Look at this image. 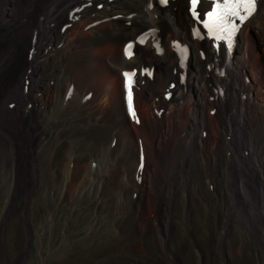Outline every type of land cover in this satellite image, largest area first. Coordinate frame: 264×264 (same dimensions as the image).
I'll use <instances>...</instances> for the list:
<instances>
[{
  "label": "bare ground",
  "instance_id": "bare-ground-1",
  "mask_svg": "<svg viewBox=\"0 0 264 264\" xmlns=\"http://www.w3.org/2000/svg\"><path fill=\"white\" fill-rule=\"evenodd\" d=\"M234 39L231 54L208 40L187 0H0V162H14L11 188L19 192L25 182L21 196L36 188L54 208L67 207L71 176L80 182L76 205L93 195L112 208L101 234L119 252L151 238L175 264H264L241 232L255 194H264V0H255ZM179 40L189 48L184 84L173 51ZM130 41L135 54L124 57ZM154 43L163 46L159 57ZM152 67L158 74L149 78ZM132 70L147 110L138 125L124 104L123 79ZM210 110L219 120L215 147L229 146L225 156L206 154ZM245 133L254 162H238L235 145ZM105 178L111 192L102 189ZM224 189L240 197L227 231V206L217 198ZM150 197L157 216L144 220L137 237L122 231L127 214L140 213Z\"/></svg>",
  "mask_w": 264,
  "mask_h": 264
},
{
  "label": "rangeland",
  "instance_id": "rangeland-1",
  "mask_svg": "<svg viewBox=\"0 0 264 264\" xmlns=\"http://www.w3.org/2000/svg\"><path fill=\"white\" fill-rule=\"evenodd\" d=\"M179 42L181 41L179 40ZM181 43L183 44V42ZM256 54L257 52L254 51L251 53V57L255 58ZM155 56L159 57L160 55L155 53ZM151 69H153L152 76H156L157 69ZM95 78L97 79L98 75ZM178 79L181 80L180 76ZM180 80L178 81L184 84L186 79ZM118 85L119 78L117 77L111 87V92L115 91ZM35 90L34 87H28L29 92ZM137 92L136 90L134 115L136 113L138 115L128 119L138 125L142 117H146L147 110L143 104L145 99L142 100ZM163 92L164 101L168 103L171 94L166 93L165 90ZM167 94H170V97L165 98ZM42 96L43 91L41 92ZM187 108H189L188 100L180 105V113L187 112ZM155 112L158 115L161 114L158 111ZM31 113L33 123L37 124L36 114L33 111ZM214 113L213 110L209 111L210 126L213 129H208L204 138L202 137V141L205 140L211 146L206 151L210 158L214 157L216 153L225 156L229 149L226 144L219 148L215 147L218 144L215 127L219 124V120ZM179 122L182 125V121ZM37 126L40 129L38 124ZM235 147L241 151L238 162H254L253 148L248 147L246 133L244 142L239 141V145H235ZM13 164L14 162H0V264H175L168 251L151 238L138 240L133 246H129L127 252H119L114 240L101 234V230L104 232L111 224L112 208L103 205L102 201L95 204L96 198L93 195L85 202L76 205L74 196L78 194L73 195L72 192L80 182H76L71 176L67 185V207L54 208V205L49 202L48 194L36 191V188H32L29 193L21 196V186L25 182L19 183V192L11 188ZM76 164L77 162H74L73 169H70L71 175L76 169ZM94 164L99 167L101 162ZM92 166H90V170H92ZM85 167H87V163ZM35 168L37 167L35 166ZM66 169L68 177L69 168L66 166ZM63 177L66 176L59 172V180ZM59 186L60 189L55 192L57 195L62 188L61 184ZM112 188L113 184L108 178H105L102 189L111 192ZM217 198L227 206L223 219V226L227 231L229 222L239 207L240 197L233 198L224 189L222 193L217 194ZM255 198L257 201L248 207L249 219L243 220L241 232L246 235L248 242L256 243L258 256L264 261V194L258 190ZM144 205L140 213L131 210L127 214L121 227L122 231L137 237L139 230H145L144 220L147 221L153 216H157L158 205L153 197L146 199ZM83 211H90L91 214L81 215ZM252 220L256 221L255 228L251 227ZM157 222H159L158 219Z\"/></svg>",
  "mask_w": 264,
  "mask_h": 264
},
{
  "label": "snow or ice",
  "instance_id": "snow-or-ice-1",
  "mask_svg": "<svg viewBox=\"0 0 264 264\" xmlns=\"http://www.w3.org/2000/svg\"><path fill=\"white\" fill-rule=\"evenodd\" d=\"M163 3L164 0H161ZM193 8L196 7L197 0H191ZM255 8V0H220L215 3L213 11L208 13V17L220 26L222 32H226L230 37L235 30V25H229L227 21L234 16L243 20L250 15ZM219 38V37H217ZM127 76V74H125ZM129 111L132 113L131 97L129 95ZM134 115V113H132Z\"/></svg>",
  "mask_w": 264,
  "mask_h": 264
},
{
  "label": "flooded vegetation",
  "instance_id": "flooded-vegetation-1",
  "mask_svg": "<svg viewBox=\"0 0 264 264\" xmlns=\"http://www.w3.org/2000/svg\"><path fill=\"white\" fill-rule=\"evenodd\" d=\"M28 246H29V244H28Z\"/></svg>",
  "mask_w": 264,
  "mask_h": 264
}]
</instances>
